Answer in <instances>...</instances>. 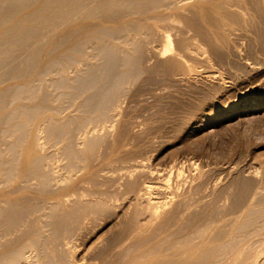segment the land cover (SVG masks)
Listing matches in <instances>:
<instances>
[{
  "label": "rangeland",
  "instance_id": "obj_1",
  "mask_svg": "<svg viewBox=\"0 0 264 264\" xmlns=\"http://www.w3.org/2000/svg\"><path fill=\"white\" fill-rule=\"evenodd\" d=\"M118 2L107 7L108 10H100L93 17L86 18L84 13H88L92 7L95 9V4L90 2L81 16L74 20L59 19L60 24L57 22L54 30L46 28L45 33L54 35L50 38L48 35V41L45 38L47 34H44L43 39H37L36 42L46 44L42 43L45 45L39 49V55L31 64L27 59L34 52L33 42L31 47L29 44L25 47L30 53H25V49L22 52L19 50L10 54V60L13 59L14 63L6 60L15 66L25 57L28 63L25 74L29 75L24 76L19 84L18 80L2 83L0 79V93L14 86L24 89L31 82L32 87L39 85L34 89L36 92L33 88L29 89L31 85L24 91L28 88L30 92L33 91L32 95L36 93V97H31L33 101L37 99L35 104H42L40 107L34 108V102L29 101L30 93H20L22 89L19 87V91L16 90L20 101L15 98L20 104L14 99L16 107L23 105V116H27L28 111L34 108L39 120H34L37 116L33 110L30 111L33 117L29 113L27 117L16 115L20 120L15 118L19 121L24 119L26 123L30 120L25 125L32 124L30 128H33L26 126L29 128L26 131L30 130L31 134L36 131L35 135L39 132L37 136L32 134L34 137L28 132L30 142L27 140L29 144L23 150L28 156L30 149L27 148L38 137V140H34L40 145L37 152L43 159L47 157L43 168L48 172L42 171L44 176L40 175L41 179L39 175L36 178L33 174H21L26 178L23 177L22 181L20 175V184L16 182L10 188L8 186V192L5 188L0 190L8 194L0 197L1 203L7 202L4 205L0 203L3 206H0V212H3L4 206L9 207L7 211L5 207L6 212L0 214V225L4 224L0 226V231L2 233L3 226L4 229L10 226L8 228L13 232L16 230V233L8 232L4 236V229V233H0L3 239L0 237V247L6 245L3 246L4 251L0 248V255L18 249L25 239L31 235L36 237V232L42 231L48 234L45 239L49 240L45 241L43 251L51 247L46 251L47 254L51 252V257L45 251L46 255H43L51 258V261L54 258L55 264L64 261L63 258L66 262L59 264H217V235H225V241H229L233 236L228 235L226 229L232 227L238 218L235 225L243 236L246 229L251 228L255 217L264 213V0ZM127 37L131 41L133 38L138 40V46L133 41L136 42L135 50L131 48L132 42ZM104 40L114 43V46L116 44L114 48L127 40L124 41L127 44L123 45L124 55L120 50L124 48L122 44L116 49L119 51L117 53L112 49L113 44L111 47L107 42L104 46ZM116 41H120L119 44ZM166 42H170L171 52L163 55ZM100 45L106 50L110 46L109 49L113 51L108 49L104 52ZM126 46H130L127 48L130 53L126 52L129 51ZM20 52L28 58L26 55L21 58ZM127 53L132 60L125 57ZM14 54L21 59L16 60ZM124 60L128 61L124 63ZM53 65L54 70L51 69ZM2 67L0 74L7 71V68L3 71ZM40 70H44V73L41 74ZM43 74H46V78ZM56 74H63L62 78L71 81L63 82L67 83V89L75 88L72 93L64 91L65 84L61 81L64 79L58 81L59 76ZM24 78H27V83L22 85L20 82H24ZM56 81L57 85L62 86L52 88ZM113 81L116 84L122 82L123 87L113 83V95L115 89L122 92H117L116 97L110 94V100V90L106 95L103 92ZM82 82L86 85L84 88ZM85 97L89 101L93 98V102L89 103ZM105 97H108L107 103ZM8 100L7 103L14 101ZM97 102L98 106L103 105L102 108L104 103L107 104L106 109L103 108L104 111L99 107V113L95 114L103 119L99 117V122L93 117L95 123L91 124L86 119L91 116V111H95V107L90 105H96ZM10 104L8 108L14 111L15 105ZM84 106L88 108L86 113ZM88 106L93 109L90 110ZM111 106L113 110L109 108ZM8 108H5V112L11 113ZM54 108L57 110L54 111ZM97 108L96 105V111ZM109 109L111 112L107 113ZM100 110L106 114L101 115L103 113L100 114ZM24 112L28 113L25 115ZM88 113V117H84ZM82 115L84 118L81 122L86 118L87 126L81 127L87 129H83L87 134L91 130L89 136L86 133L84 137L80 136L84 133L82 131L81 134L80 127V134L73 137L70 135L73 131L69 128L76 130L75 122L80 123ZM56 119L61 125L67 121L64 126L66 130L63 126L58 129L60 124ZM44 121L49 124V128H46ZM53 121L57 124H53ZM30 122L36 124V128ZM41 124H45L44 131L52 125L60 132L55 128L54 131L50 129L51 133L58 134L53 133L52 136L50 130L43 134ZM63 130L68 131L67 134L71 132L69 135L72 138L68 137L70 140L76 137L74 142L71 140L74 145L70 144L66 133L62 135ZM74 132H78V127ZM88 137L90 139L87 141ZM9 141L11 143L12 138ZM65 142L70 144L72 151L69 144L64 146ZM22 146L18 151L20 163L27 160ZM72 152H76L75 157L81 156L80 162L77 161L78 157L75 158L76 164L79 163L75 174L68 170L70 164H75ZM7 154L6 158L10 159L12 152L10 154L8 151ZM68 160H72V163ZM43 178L48 182L51 179L50 183L46 184ZM53 204L58 207L52 209ZM48 209L55 211L51 214ZM42 223L49 225L48 231ZM220 230L231 236L230 239ZM239 239H236V243ZM237 251L238 246L234 252ZM27 255L30 260L35 257L31 253ZM47 257L44 263L54 264ZM66 257L68 260L72 257L71 261H67Z\"/></svg>",
  "mask_w": 264,
  "mask_h": 264
},
{
  "label": "bare ground",
  "instance_id": "obj_2",
  "mask_svg": "<svg viewBox=\"0 0 264 264\" xmlns=\"http://www.w3.org/2000/svg\"><path fill=\"white\" fill-rule=\"evenodd\" d=\"M118 1H120V0H0V67H5L4 69H3V67L1 68L3 71L4 70H6V68H7V71H5L4 72V74H0L1 76H0V79H1V81H2V83H3V81L6 83V82H10L11 80H18V84H19V81H21V79H23V77L24 76H26V75H29V74H25L26 73V70L28 69V67L26 68V63H27V61H28V63H30L31 61H34V60H36L35 59V57L37 56V55H39V49H41V47L42 46H44L46 43L45 42H41V41H39V42H41V43H39V42H36V41H38L39 39L41 40V38L43 39V37H44V34H47V36L45 35V38L46 37H48V35H49V38H50V36L51 35H54V34H48L47 32L45 33L44 31H45V29L47 28V29H52L53 28V30L55 29V26H56V24L58 25V23L57 22H59V24H60V21H59V19L61 20L62 18H66V19H75V18H77V16H81L82 14H83V10H86V7H88V5H89V3L91 2V4H92V2H93V4H95L94 6H95V9H90V11L88 12V13H84V14H86V18L88 17V16H92V15H96V14H98V11H100V10H103V9H106L107 7L109 8V6L111 7V5L112 6H114V3H116L117 4V2ZM124 1V0H123ZM121 4V2H118V4ZM123 3V2H122ZM173 3V2H172ZM90 4V5H91ZM92 4V5H93ZM171 7V6H170ZM106 10H108V9H106ZM87 11H88V9H87ZM84 17V19H86L85 18V15L83 16ZM89 17V18H90ZM93 17V16H92ZM57 20V21H56ZM66 21V20H65ZM64 21V22H65ZM164 21V20H163ZM63 22V21H62ZM161 22V21H160ZM162 27V26H161ZM61 28V27H60ZM60 28H58V29H60ZM58 29H56V30H58ZM47 31V30H46ZM128 31V30H127ZM127 31H126V36H127ZM53 31H50V33H52ZM137 32V31H136ZM119 33H121V32H119ZM129 33V32H128ZM131 34H133V33H131ZM136 34V33H135ZM140 34V33H139ZM141 34H143V33H141ZM121 36H123L122 34H121ZM125 36V35H124ZM136 36H138L137 34H136ZM95 37H96V35H95ZM119 37V36H118ZM129 37V36H128ZM128 37H127V39H128ZM135 37V36H134ZM52 38V37H51ZM88 38V37H87ZM121 38V42H122V37H120ZM119 38V39H120ZM133 38V37H132ZM38 39V40H37ZM105 39V38H104ZM118 38H117V40H119ZM124 39V38H123ZM125 39H126V37H125ZM131 38H129L128 40H130ZM141 38H139V40H140ZM170 39V38H169ZM169 39H166V40H169ZM48 40H50V39H48ZM47 40V38H46V41H48ZM88 40H90V38L88 39ZM114 40V39H113ZM93 41V40H92ZM95 41V40H94ZM101 41V40H100ZM99 41V42H100ZM105 41V40H104ZM103 41V42H104ZM110 41V40H109ZM125 42L127 41V40H124ZM123 41V44L122 43H120V46H121V44H122V46L124 45L125 46V44H127V43H125ZM133 41H136L134 38L132 39V41L130 40L129 42H132V46H131V44H130V46H131V48H133L134 50H135V45H134V43H136L137 42V45L136 46H138V40L136 41V42H134L133 43ZM170 41V40H169ZM35 43L33 46H32V44L33 43ZM86 42V41H85ZM88 42V41H87ZM97 42V41H96ZM108 41H105V45H104V43H103V45L104 46H106V43H107ZM116 42H118V41H116ZM115 42V43H116ZM120 42V41H119ZM119 42H118V44H119ZM142 42V41H141ZM31 43V44H30ZM42 43H45V44H42ZM98 43V42H97ZM96 43V44H97ZM110 42H108V44H109ZM28 44H29V47H34L33 48V50H34V52H32V54H30V58L29 59H27V61H25L26 60V58L24 57V55H26V54H24V55H22L21 54V52L25 49V47H28ZM42 44V45H41ZM90 44V43H89ZM101 44V43H100ZM112 44H113V47H112ZM110 43L109 45H111V47H112V49L116 46V44H115V46H114V43ZM117 44V45H118ZM165 44V43H164ZM84 45H86V43L84 44ZM103 45H100V47H103ZM134 45V46H133ZM83 46V45H82ZM81 46V47H82ZM99 46V45H98ZM120 46L118 45L116 48H114L113 50H116V49H119L120 48ZM121 46V47H122ZM123 46V47H124ZM128 46V45H127ZM126 46V49L127 48H129V47H127ZM165 46V45H164ZM84 47V46H83ZM95 47H96V45H95ZM109 48H110V46H108ZM43 48V47H42ZM90 48V47H89ZM97 48H99V47H97ZM106 48V47H105ZM108 48V49H109ZM27 49V48H26ZM25 49V53H27V52H29V51H27ZM29 49V48H28ZM82 49V48H81ZM103 49H104V47H103ZM108 49L106 50V49H104L105 51L104 52H107L108 51ZM111 49V50H112ZM123 49H125V47L124 48H120V50H122V52H123ZM164 49V51H163V55H166L167 53H169V52H171V45H170V42H166V47L165 48H163ZM19 50H21V52H20V54L22 55H20L21 56V58H23L24 57V59L25 60H23L22 59V61H18L19 63L18 64H15V66H14V64L13 65H11V64H9L8 62H6V60L7 59H9L10 60V54H12V53H14V52H16V51H18L19 52ZM32 50V51H33ZM96 50V49H95ZM99 50V49H98ZM100 50H102V48H100ZM110 50V49H109ZM110 50V51H111ZM112 50V51H113ZM127 50H129V49H127ZM27 51V52H26ZM43 51V50H42ZM41 51V52H42ZM85 51V50H84ZM109 51V52H110ZM31 52V51H30ZM29 52V53H30ZM76 52V51H75ZM82 52V51H81ZM99 53H100V51H98ZM97 52V53H98ZM115 52H117V50L115 51ZM119 52V51H118ZM117 52V53H118ZM126 52H131L130 50L129 51H126ZM77 53V52H76ZM103 53V52H102ZM111 54L113 53V52H110ZM109 53V54H110ZM116 53V54H117ZM129 53H127L126 55L127 56H125V57H127V59L128 60H132V58L130 59V58H128V56H131V55H129ZM16 54V53H15ZM15 54H14V56H15ZM75 54V53H74ZM105 54V53H104ZM106 54H108V53H106ZM105 54V55H106ZM119 54H121V53H119ZM131 54H133V53H131ZM161 54H162V52H161ZM104 55V56H105ZM118 55V54H117ZM123 55H124V52H123ZM122 55V56H123ZM13 56V57H14ZM62 56V55H61ZM64 56V55H63ZM94 56H95V54H94ZM108 56V55H107ZM110 56V55H109ZM12 57V58H13ZM26 57H27V55H26ZM97 57V56H96ZM15 59L17 58L16 56L14 57ZM18 58L19 59H21L20 57H19V55H18ZM17 58V59H18ZM28 58V57H27ZM37 58V57H36ZM59 58V57H58ZM62 58V57H61ZM68 58V57H67ZM5 59V60H4ZM14 59V60H15ZM16 59V60H17ZM31 59V60H30ZM60 59V58H59ZM123 59H125L124 57H123ZM9 60H7V61H9ZM13 60V59H12ZM12 60H10L9 62H13ZM15 60V61H16ZM30 60V61H29ZM38 60V59H37ZM54 60V59H53ZM56 60V59H55ZM68 60H71V59H68ZM107 60H108V57H107ZM128 60H126V61H128ZM121 61H122V59L119 61L120 63H121ZM125 61V60H124ZM126 61L124 62V63H126ZM17 62V61H16ZM15 62V63H16ZM36 62V61H35ZM68 62V61H67ZM108 62V61H107ZM14 63V62H13ZM27 63V64H28ZM52 63H53V61H52ZM6 64V65H5ZM31 64V63H30ZM29 64V65H30ZM51 64V63H50ZM54 64H56V63H54ZM57 64H59V62H57ZM61 65H62V63H60ZM66 64V63H65ZM107 64V63H106ZM128 64V63H127ZM5 65V66H4ZM35 65V64H34ZM68 65H69V63H68ZM113 65V64H112ZM126 65V64H125ZM132 65V64H131ZM36 66V65H35ZM59 65H56L55 67H58ZM31 67V66H30ZM32 67H34L33 66V64H32ZM39 67V66H38ZM48 67V66H47ZM89 67V66H88ZM87 67V68H88ZM123 67H125V66H123ZM128 66H126V68H127ZM46 68V67H45ZM51 68V67H50ZM49 68V69H50ZM61 68V67H60ZM30 69V68H29ZM46 69H48V68H46ZM52 70H54V65H53V68H51ZM62 69H63V67H62ZM31 70V69H30ZM33 70H35V69H33ZM42 70V69H41ZM40 70V72H41V74H42V72L44 71H41ZM90 70V69H89ZM1 71V70H0ZM2 71V72H3ZM37 71V70H36ZM59 71H62V70H60L59 69ZM63 71H64V69H63ZM88 71V70H87ZM47 72V71H46ZM57 71H55V73H56ZM122 72V71H121ZM127 72V71H126ZM1 73V72H0ZM29 73V72H28ZM44 73V72H43ZM48 73V72H47ZM46 73V74H47ZM50 73V72H49ZM55 73H54V75H55ZM60 73H63V72H60ZM59 73V74H60ZM89 73H90V71H89ZM31 74V73H30ZM34 74V73H33ZM32 74V75H33ZM46 74H43L44 76H45V78H46ZM57 75V76H59V79H58V81H60L61 79H64V80H61L62 82L63 81H66V82H68V83H70L71 81H68L69 79H67V80H65V78H62V76L64 77V75L62 74L61 76L60 75ZM65 74V73H64ZM119 74H121V73H119ZM123 74H124V72H123ZM128 74V73H127ZM131 74V73H130ZM136 74V73H135ZM94 75V74H93ZM36 76H39V74L38 75H36ZM68 76V75H67ZM90 76H92V73H91V75ZM121 76V75H120ZM125 76V75H124ZM128 76H129V74H128ZM131 76V75H130ZM134 76V75H133ZM35 77V76H34ZM52 77V76H51ZM89 77V76H88ZM117 77H118V75H117ZM116 77V78H117ZM127 77V76H126ZM37 78V77H36ZM68 78V77H67ZM82 78H83V76H82ZM82 78H81V81H82ZM85 78V77H84ZM83 78V79H84ZM86 78H87V76H86ZM90 78V77H89ZM96 78V77H95ZM119 78V77H118ZM124 78V77H123ZM129 78V77H128ZM25 79V78H24ZM35 79V78H34ZM37 79H39V80H41V79H43V77L40 79V78H37ZM76 79V78H75ZM75 79H74V81H75ZM27 80V78L24 80V82L22 81V82H20V83H22V85H23V83H24V85L27 83V82H25ZM38 80V81H39ZM48 80V79H47ZM50 80V79H49ZM51 80H54V79H51ZM50 80V81H51ZM70 80H72V79H70ZM124 80V79H123ZM122 80V81H123ZM125 80H126V78H125ZM128 80V79H127ZM29 81V80H28ZM32 81H36V80H32ZM38 81H36V82H38ZM49 81V82H50ZM58 81H56L55 83V85L54 84H52L54 87H52V88H56L57 86H60L61 84L60 83H62V82H59V84L60 85H57L58 84ZM73 81V82H74ZM77 81H79V79L77 80ZM85 81H87V84H88V80L86 79ZM90 81V80H89ZM92 81V80H91ZM90 81V82H91ZM95 81V80H94ZM97 81V80H96ZM116 82H117V79L115 80ZM118 81H119V79H118ZM14 82V81H13ZM12 82V83H13ZM15 82H17V81H15ZM14 82V83H15ZM31 81H29V83H30ZM35 82V83H36ZM40 83H41V81H39ZM73 82H72V84H73ZM50 83H53V82H50ZM49 83V85H51ZM94 83V82H93ZM113 83H115L114 81L112 82V84L110 83V86H106V91H105V87L103 88L104 89V92H103V94L104 95H106V94H108L109 93V90H110V93H109V98L111 97L110 96V94H112L113 95V91H112V89L111 88H115V86L113 87ZM119 83V82H118ZM118 83L116 84V86L118 85ZM122 82H120L119 83V87H120V85H121V87H123L122 86V84H121ZM124 83H125V81H124ZM8 84V83H7ZM17 84V85H18ZM32 84V82L28 85V86H30ZM63 84H65L64 82H63ZM126 84V83H125ZM10 85V84H9ZM15 85V84H14ZM21 85V84H20ZM51 85V86H52ZM66 85H67V83L65 84V88H66ZM70 85V84H69ZM81 85H83V88L86 86V85H84L83 84V82L81 83ZM111 85H112V87H111ZM1 86H2V84H1ZM0 86V87H1ZM4 86V85H3ZM28 86H24V89L26 88V87H28ZM35 86V85H34ZM32 87V85L29 87V89L31 88H33L32 90L33 91H35L34 89L36 88H38V86L39 85H36L37 87ZM62 86V85H61ZM64 86V85H63ZM68 86V85H67ZM80 86V85H79ZM12 87V86H11ZM14 87H16V86H14ZM14 87H12V88H8V89H4V91H1V93H0V190L1 189H7L6 191L8 192V191H10L8 188H10V185H12L13 183H16V182H19V184H20V180H22L23 181V177H25L26 178V176H24L25 174H29V175H31V174H33V176H35L36 175V178H37V176L39 177V179H41L40 178V175H42L41 173H42V171H44V173H46L47 174V172H45V168H43L45 165H43L44 164V159H46L47 157H45L44 159H43V156L41 157V156H39V154H40V152L38 153L37 152V149L39 148V142L37 143L36 141H34L36 138H37V140H38V137H36L32 142H31V144L29 145L30 146V148H27V149H30V152H29V155L28 156H26L25 155V151L23 150V148H25L26 147V145H27V143L29 144V142H30V139L28 140V138L29 137H31V136H29L28 134L30 133L31 134V132H30V130L29 131H26V126L27 125H25V123H26V121L24 120H21V121H19L20 119H19V115L22 117L23 115H22V112H21V110L23 111H25V109H22L23 108V105L22 106H20L19 105V107H16V103H14L15 102V100H16V98L15 97H17V100H19L20 101V98L18 99V96H19V92L20 93H22V92H24V94H27V93H30L29 95H30V97L32 96H34V97H36V91L34 92L35 93V95L33 94L32 95V90H31V92L28 90V88H27V91H29V92H27L26 90V92L24 91V89H23V87L22 88H20L19 86V88H20V90L21 91H19V89H18V87H16L15 89H14ZM81 87V86H80ZM119 87H118V89H119ZM42 88V87H41ZM48 88V87H47ZM58 88V87H57ZM60 88V87H59ZM62 88V90L63 89H65L64 87H61ZM60 88V89H61ZM108 88V89H107ZM10 89H12V90H10ZM16 89H18V91L16 90ZM70 88H66V90H64V91H68ZM73 89H75V88H73ZM72 87H71V90H69V92L71 91V93H72ZM77 89V88H76ZM86 89V88H85ZM85 89H83V91L85 90ZM123 89V88H122ZM121 89V90H122ZM3 90V89H2ZM43 90V89H42ZM82 90V89H81ZM116 90V93L113 95L114 97H116L117 95V92L119 93V92H122V91H117V89H115ZM61 91V90H60ZM86 91V90H85ZM112 91V92H111ZM75 92V91H74ZM77 92H79V91H77ZM38 93V92H37ZM68 93V92H67ZM80 93V92H79ZM78 93V94H79ZM84 92H82V94H83ZM17 94V95H16ZM64 94H65V92H64ZM101 94V93H100ZM103 94H101V96L102 97H104L103 96ZM16 95V96H15ZM22 95V94H21ZM28 95V94H27ZM67 95V94H66ZM69 95H71L70 93H69ZM73 95V94H72ZM75 95V94H74ZM81 96H83V95H81ZM112 96V97H113ZM14 97V98H13ZM23 97H25L24 95H23ZM22 97V98H23ZM29 96H26V98H28ZM31 97V99L29 100V101H31L33 98ZM92 97V96H91ZM90 96H89V98H91ZM108 97H105L106 99V101L105 100H103L102 99V101H105V103H107L108 101ZM114 97H113V99H114ZM13 98V99H12ZM21 98V99H22ZM89 98H86L85 97V99H87L88 100V102L90 103V101H92V99H90V101H89ZM98 98V97H97ZM96 98V99H97ZM8 99H10L11 101L12 100H14V101H12V102H10L11 104L12 103H14L13 105H15V110L14 111H10V108H8V106H9V102L7 103V101H9ZM35 99L36 98H34V101H35ZM113 99H112V101H113ZM116 99V98H115ZM17 100H16V102H17ZM25 99H23V101H24ZM27 101H28V99H26ZM37 100V99H36ZM94 100H95V98H94ZM98 100H99V98H98ZM110 100H111V98H110ZM33 100L31 101V102H34ZM45 101V100H44ZM102 101H98L99 103L100 102H102ZM111 101V103H113ZM115 101V100H114ZM22 102V101H21ZM55 102H56V100H55ZM84 102V101H83ZM93 102V101H92ZM98 102L96 103V105H97V111H96V105H90V107L92 106V107H95V111L93 112V111H91L90 113H91V116H89L88 117V115H89V113L87 114V116H85L86 114H84V117H88L86 120H87V122H89V123H95V120H93V117L96 119H98L99 117H100V119H101V116H96L99 112H98V109H100L99 107H101L102 108V106L103 105H101L100 104V106H98ZM6 103L8 104L7 105V107L5 106L6 105ZM17 103H19V102H17ZM85 103V102H84ZM104 103V105L106 106L107 104H105ZM115 103H116V101H115ZM10 104V106H13V105H11ZM20 104V103H19ZM34 104H35V102H34ZM34 104H31V105H34ZM47 104V103H46ZM50 104V103H49ZM93 104V103H92ZM30 105V106H31ZM36 105V107H34V108H38V107H40L39 105H42V104H35ZM38 105V106H37ZM48 105V104H47ZM87 105V104H86ZM110 105H112V104H110ZM109 104H108V106H110ZM46 105H44V107H45ZM49 106V105H48ZM47 106V107H48ZM105 106L103 107L104 109H106L105 108ZM26 107V106H25ZM47 107L45 108L46 110H47ZM51 107V106H50ZM59 109L61 110V108H62V106H61V104L59 105ZM82 107V106H81ZM87 106H84V113H86V109H87V111H88V108H86ZM89 107V106H88ZM90 107H89V109H90ZM5 108H8V110L11 112V113H9V112H5ZM14 107H12V109H13ZM21 108V109H20ZM31 108H32V106H31ZM31 108H29V109H31ZM32 109L33 110V112L35 111V109ZM42 108V107H41ZM41 108H39V109H41ZM58 108V107H57ZM83 108V107H82ZM101 109V110H104V109ZM110 109L111 108H113L112 106L111 107H109ZM18 109H20V110H18ZM27 109H28V107H27ZM26 109V110H27ZM28 109V110H29ZM55 109V110H54ZM53 110L54 111H56L57 109L56 108H54ZM58 109V110H59ZM93 109V108H92ZM92 109H90V110H92ZM109 109V112L107 111L108 110V107H107V113H110L111 112V110H113V109H111L110 110ZM27 110V111H28ZM32 110H29L28 112L30 113V111L32 112ZM37 110V109H36ZM42 110H44L43 108H42ZM45 110V111H46ZM50 110H51V108H50ZM100 110V114L101 113H103V114H101V115H105L106 114V112H102ZM7 111V110H6ZM41 111V110H40ZM105 111V110H104ZM28 112H24L25 113V115L28 113ZM36 112L37 111H35L34 112V115L36 114ZM97 112V114H95ZM28 113V114H29ZM38 113H40L39 111H38ZM60 113V112H59ZM59 113H57L58 114V116H59ZM105 113V114H104ZM2 114V115H1ZM28 114H27V116H28ZM30 114H32V113H30ZM29 114V115H30ZM54 114H55V116H56V113L54 112ZM82 114H83V112H82ZM99 114V115H100ZM16 115H18V116H16ZM39 115V117H41V115L40 114H38ZM43 115V114H42ZM48 115V114H47ZM93 115H95V116H93ZM27 116H23V117H27ZM35 116H37V114L35 115ZM34 116V117H35ZM15 117H17L18 119L16 120V118ZM20 117V118H21ZM31 117H33V114H32V116ZM83 117V115H82V117L80 118V123L79 122H75L76 124H78V132H79V128L82 126V127H86L87 126V122H86V120L84 119L82 122H81V120H82V118H84ZM105 117H107V116H105ZM38 118V116L37 117H35V119L34 120H36ZM47 118V117H46ZM72 118V117H71ZM76 118V117H75ZM74 118V119H75ZM26 119V118H25ZM29 119H30V116H29ZM48 119V118H47ZM53 119V118H52ZM55 119V118H54ZM73 119V118H72ZM90 119V120H89ZM97 119H96V121H97ZM100 119H98L99 120V122H101L100 121ZM102 119H103V117H102ZM101 119V120H102ZM32 120V119H31ZM38 120H39V118H38ZM50 120V119H49ZM57 120V119H56ZM55 120V121H56ZM89 120V121H88ZM92 120V121H91ZM30 121V120H29ZM28 121V122H29ZM33 121V120H32ZM41 121V120H40ZM47 121V120H46ZM71 121V120H70ZM24 124H23V123ZM27 122V123H28ZM33 122H37V121H33ZM33 122H30V123H33ZM39 122V121H38ZM42 122V121H41ZM45 122V121H44ZM48 123L50 122V121H47ZM56 122H59V120H57ZM67 122V121H66ZM65 122V123H66ZM86 122V123H85ZM26 123V124H27ZM51 124H52V122H50ZM49 123V124H50ZM55 122L53 121V124H54ZM64 123V122H63ZM65 123H64V125H61L62 123L61 122H59L58 124H60V125H58L59 127H58V129L60 128V126H61V128L60 129H62V126H63V128L65 129ZM88 123V124H89ZM93 123V124H94ZM40 124V123H39ZM45 124H47L46 122H45ZM45 124H43V125H45ZM49 124H47V126H46V128L48 127L49 128ZM55 124H57V123H55ZM76 124L74 125V129H76L77 130V127H76ZM36 124H34L33 123V126H34V128H36V126H35ZM43 125L41 124L40 126L41 127H43ZM83 125H86V126H83ZM29 126V128H30V126H32V124L31 125H28ZM27 126V127H28ZM39 126V127H40ZM51 127H52V125H50ZM54 126V125H53ZM66 126H67V124H66ZM40 127V128H41ZM50 127V129L51 130H53V129H55L56 127L54 126V127H52L51 128ZM69 127V126H68ZM81 127V130H80V132H81V134H82V131L84 132L82 135H80V136H83L85 133H86V131H87V129H84V128H82ZM89 127V126H88ZM87 127V128H88ZM28 128V129H29ZM31 128H33V127H31ZM30 128V129H31ZM46 128H45V131H46ZM27 129V130H28ZM38 129V128H37ZM42 129V128H41ZM50 129H48L47 131H49ZM57 129V128H56ZM56 130L57 132L59 131V130ZM70 129V131H76V130H71L72 128H69ZM86 130V131H84V130ZM35 129H33L32 131H34ZM50 130V133L49 134H52V136H54L53 135V133H57V132H53V133H51L52 131ZM66 130V129H65ZM40 131V130H39ZM44 127H43V134H44ZM46 131V132H47ZM54 131V130H53ZM69 131V132H70ZM91 130H89V132H90ZM29 132V133H28ZM41 132H42V130H41ZM60 132V131H59ZM63 132H64V134H62V135H65V133L67 134V132H65L64 130H63ZM62 132V133H63ZM72 132V133H73ZM76 133V132H74V134H72L71 132V134L70 135H72L73 137H74V135L77 137L78 135L77 134H80V132L79 133ZM89 132H88V136H89ZM34 133H36V131L34 132ZM33 132H32V134L34 135V136H37L38 134H39V132H38V134L37 135H35ZM31 134V135H32ZM48 134V133H47ZM48 134V135H49ZM58 134V133H57ZM69 134H67L68 136H66L67 138L70 136ZM91 134V133H90ZM32 135V136H33ZM56 135V134H55ZM87 135H86V137H87ZM29 136V137H28ZM33 136V137H34ZM51 136V135H50ZM58 136V135H57ZM65 136H63L62 138H64ZM76 137L75 138H73V139H75L76 140ZM84 137V136H83ZM11 138H12V140L13 141H11V143H10V141L9 140H11ZM55 138H56V136H55ZM58 138H60L59 136H58ZM70 138H72L71 136H70ZM54 139V138H53ZM73 139H71L72 141H73ZM81 139V138H80ZM88 139H90L89 137L87 138V141H88ZM27 140L29 141V142H27ZM42 140V139H41ZM52 140V139H51ZM62 140V139H61ZM68 140H69V142L71 141L69 138H68ZM82 140V139H81ZM84 140V139H83ZM53 141V140H52ZM72 141L70 142V144L72 143ZM85 141V140H84ZM25 142H26V144H25ZM66 142H68V141H66ZM65 142V143H66ZM74 142V141H73ZM78 142V141H77ZM42 143V142H41ZM76 143V142H75ZM83 143V142H82ZM85 143H87V142H85ZM84 143V144H85ZM67 144H69V143H66V145H64V146H67ZM70 144L68 145V147L70 148L71 146H70ZM22 145H25L24 147L22 146ZM71 145H74V144H71ZM10 147V149L9 150H7L8 148ZM22 146V150H23V152H24V156H26L27 158V160H24V162H25V164L23 165V161L20 163V161H21V157H19V149H20V147ZM5 148V150H4V148ZM80 147H81V144H80ZM42 148V147H41ZM69 148H67L66 147V150L67 149H69ZM44 149V148H43ZM39 150H41V149H39ZM64 150H65V148H64ZM73 150V148L71 147V151ZM8 151H10V154H11V152H12V157L10 158V159H7L6 158V156L7 155H9V154H7V152ZM69 152H70V149L68 150ZM67 152V151H66ZM69 152L67 153L68 155H69ZM78 152V151H77ZM22 153V152H21ZM65 153V152H64ZM73 153V152H72ZM23 154V153H22ZM74 154V153H73ZM41 155V154H40ZM72 155V154H71ZM75 155H77L76 154V152H75V154H74V156L72 157V158H74V162H75V164H73L72 166H71V164H70V169L68 168V170H70V172L71 173H74V171L76 170V168H78V166H76V165H78V164H76L77 163V161H79L80 162V158L79 157H81V156H76L75 157ZM80 155V154H79ZM8 157V156H7ZM69 158H70V156H68ZM67 157V158H68ZM77 157L79 158V160L77 159ZM25 158V157H24ZM66 158V159H67ZM68 158V159H69ZM75 158L77 159V161L75 160ZM46 161V160H45ZM70 160H68V162H69ZM71 163H72V160L70 161ZM73 162V163H74ZM68 164V163H67ZM44 169V170H43ZM66 169H67V165H66ZM67 172H69V171H67ZM69 172V173H70ZM76 173V172H75ZM74 173V174H75ZM21 174H24L23 176L21 175ZM49 174V173H48ZM21 175V176H20ZM20 176V177H19ZM42 176H44V174L42 175ZM47 176V175H46ZM18 177H19V179L20 180H18ZM29 177V176H28ZM27 177V178H28ZM25 178H24V180H25ZM47 179H48V176L46 177ZM46 178H43L45 181H46V184H47V179ZM32 179V178H31ZM38 179V180H39ZM43 179H42V182H43ZM28 180H29V178H28ZM27 180V181H28ZM36 180V179H35ZM51 180V179H50ZM50 180H49V182H48V184L50 183ZM35 182V181H34ZM38 183V182H37ZM45 184V183H44ZM45 184V185H46ZM9 186V187H8ZM8 187V188H7ZM13 188V187H12ZM3 191V190H2ZM2 191H0L1 193V195H0V197L3 195V194H7V192H5V193H2ZM11 191H12V189H11ZM8 195V194H7ZM6 195V196H7ZM5 196V195H4ZM3 198V197H2ZM4 199V198H3ZM7 200V199H6ZM62 200V199H61ZM56 201V199L54 200V202ZM60 201V200H59ZM65 201V200H64ZM58 202V201H57ZM1 203V202H0ZM3 203V205H4V203H6L7 204V202L5 201V202H2ZM1 203V204H2ZM0 204V206L1 207H3L2 205ZM8 204H11V203H9L8 202ZM54 205V204H53ZM52 205V206H53ZM52 206H51V208H52ZM54 206H56V207H54ZM53 206V208L52 209H56L58 206L55 204ZM5 207H7V206H4V209H5ZM9 207H7L6 208V211H7V209H8ZM48 208V207H47ZM3 209V212L5 213L6 211ZM52 209H48V211L49 210H51V211H49L50 213L52 212ZM1 210V209H0ZM55 211V210H54ZM53 211V212H54ZM3 212H0V214L1 213H3ZM52 212V213H53ZM51 213V214H52ZM154 213V212H153ZM51 214H50V216H51ZM263 214V215H262ZM3 215V214H2ZM260 215H262V216H259V217H255V219H254V221H253V223H252V226H251V228L250 229H246V232H244V234H243V236H241V233H240V230H239V228H237V226L235 225V223L237 222V219H236V222L234 223V224H232V227L230 228L229 226H228V228L226 229L227 231L226 232H228L227 234L229 235H232L233 237H231V239H230V237L225 233V232H223L224 230H220L221 231V233L223 232V233H225L227 236V238L229 237V241H225V235H217V236H219L218 237V251H217V256H218V263L217 264H264V213H261ZM4 216H6V215H4ZM41 217V216H40ZM4 218V217H3ZM48 218H49V216H48ZM47 218V220H49ZM41 220V219H40ZM40 220H38V221H40ZM43 220V219H42ZM45 220H46V217H45ZM38 221H36V222H38ZM6 223V222H5ZM40 223H41V221H40ZM45 223V222H44ZM47 223H49V221L47 222ZM3 224V223H2ZM1 224V225H2ZM7 224V223H6ZM5 224V225H6ZM38 224V223H37ZM43 224V223H42ZM46 224V223H45ZM45 224H43V227L45 228L46 227V231H48L47 230V226H49V225H45ZM0 225V226H1ZM4 225V224H3ZM233 225L236 227V228H234L233 227ZM6 226H8V225H6ZM9 228H10V226H8ZM5 228L4 229V226L1 228L2 229V233H1V231H0V233L1 234H3L4 232H3V229H4V231H5V233L3 234V236L6 234V233H14L13 231H11L9 228ZM37 227H39V225L37 226ZM40 228V227H39ZM43 228V229H44ZM21 229V228H20ZM38 229V228H37ZM39 230V229H38ZM41 230V229H40ZM45 230V229H44ZM229 230V231H228ZM7 231V232H6ZM35 231H37V230H35ZM18 232H20V230L18 231ZM16 233V232H15ZM32 233V232H31ZM33 233H35L34 231H33ZM37 233V235H36V237L35 236H30L27 240L25 239L24 240V242L22 243V244H20L21 246L20 247H18V249H14V250H12V251H9V249H8V251L9 252H3L4 254H2V256L0 257V264H43L44 263V261L46 260V258L45 257H47V256H44V255H46L47 253H46V251H47V249L48 248H51V247H48L47 248V245H46V251H45V253H44V251H43V245H45L44 243H45V241H47L46 239H45V236H46V234L44 233V232H42V231H40V233H38V232H36ZM44 233V234H43ZM49 233V232H48ZM220 233V232H219ZM23 234V233H22ZM33 235H35V234H33ZM48 235V234H47ZM2 235H0V237H1ZM7 237H8V234L6 235ZM10 236V235H9ZM14 236V235H13ZM16 236V235H15ZM22 236V235H21ZM49 237H50V235H49ZM240 237H242L241 239H239ZM20 238V237H19ZM22 238V237H21ZM1 239H2V237H1ZM18 239V238H17ZM217 239V238H216ZM236 239H239L238 240V243H236ZM3 240V239H2ZM6 240V239H5ZM228 240V239H227ZM49 241V240H48ZM6 242V241H5ZM51 242V241H50ZM1 243H2V241H1ZM9 243V242H8ZM16 243V242H15ZM55 243V242H54ZM54 243L52 244V245H54ZM227 243V244H226ZM48 244V243H47ZM50 244V243H49ZM224 244H226V246L224 245ZM5 245V244H4ZM3 245V246H4ZM12 245V244H11ZM17 245H18V243H17ZM3 246H1L2 247V250H3ZM6 246V245H5ZM15 246V245H14ZM13 246V247H14ZM236 246H238V251H237V253L236 252H234V250H235V247ZM0 247V248H1ZM8 247V246H7ZM44 249H45V247H44ZM4 251V250H3ZM48 251H49V249H48ZM32 254V256H33V254L35 255V260L33 261L32 260V258H31V260H32V262L33 263H31V260L29 259V255H27V254ZM51 252H49L48 254H50ZM0 254H1V251H0ZM44 254V255H43ZM47 254V255H48ZM49 256V255H48ZM67 256H69V255H67ZM49 257H51V254H50V256ZM49 257H47V259L49 258ZM66 259H67V261H71V259H72V257H71V259L70 260H68V258L66 257ZM29 260H30V262H29ZM49 260L51 261V258H49ZM48 260V261H49ZM54 258H53V260L51 261V262H54ZM63 260L66 262V260L63 258ZM64 261H59V262H57L58 264L60 263V262H63V263H65ZM45 262H47V261H45ZM56 263V261L54 262V264ZM67 263H69V262H67ZM74 263V262H73ZM44 264H47V263H44ZM71 264H72V262H71Z\"/></svg>",
  "mask_w": 264,
  "mask_h": 264
}]
</instances>
